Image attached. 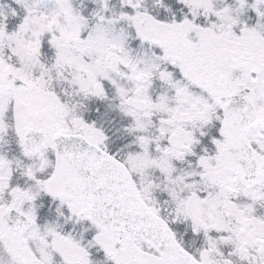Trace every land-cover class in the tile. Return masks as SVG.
Returning a JSON list of instances; mask_svg holds the SVG:
<instances>
[{
	"label": "snow or ice",
	"instance_id": "1",
	"mask_svg": "<svg viewBox=\"0 0 264 264\" xmlns=\"http://www.w3.org/2000/svg\"><path fill=\"white\" fill-rule=\"evenodd\" d=\"M0 264H264V0H0Z\"/></svg>",
	"mask_w": 264,
	"mask_h": 264
}]
</instances>
